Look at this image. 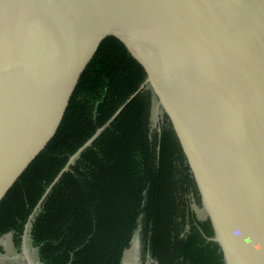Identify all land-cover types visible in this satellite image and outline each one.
I'll list each match as a JSON object with an SVG mask.
<instances>
[{
	"label": "water",
	"instance_id": "95a60500",
	"mask_svg": "<svg viewBox=\"0 0 264 264\" xmlns=\"http://www.w3.org/2000/svg\"><path fill=\"white\" fill-rule=\"evenodd\" d=\"M119 39L167 116L223 264H264V0H0V201L57 130L79 78ZM69 159L30 222L80 153Z\"/></svg>",
	"mask_w": 264,
	"mask_h": 264
},
{
	"label": "trees",
	"instance_id": "16d2710c",
	"mask_svg": "<svg viewBox=\"0 0 264 264\" xmlns=\"http://www.w3.org/2000/svg\"><path fill=\"white\" fill-rule=\"evenodd\" d=\"M145 78L119 39L100 43L52 138L0 201V236L11 233L20 250L47 188ZM153 107L144 87L51 188L28 233L41 264H121L138 226L157 264L222 263L219 246L205 242L194 226L178 238L193 215L181 192L191 193L198 207L201 200L167 116L153 125ZM198 224L212 236L208 219Z\"/></svg>",
	"mask_w": 264,
	"mask_h": 264
},
{
	"label": "flooded vegetation",
	"instance_id": "af4514ba",
	"mask_svg": "<svg viewBox=\"0 0 264 264\" xmlns=\"http://www.w3.org/2000/svg\"><path fill=\"white\" fill-rule=\"evenodd\" d=\"M181 193H182V198L186 199L187 203L189 202V211L192 212L194 216L193 215L191 216V225L186 223L185 225L180 226V230L178 232V238L179 239L183 238L190 229V227L194 226L195 230L205 240V242H213L210 240L213 237V232H212V236L211 235L207 236L206 233L201 228L200 224H198L207 220V218L204 217L202 214L201 211L202 207H198L195 204L194 199H192L191 193L190 194H185L183 192ZM178 196H180V193L178 194ZM141 237L142 236L140 234V227L138 226V228L133 232L128 248H126L123 253L121 264H124L126 252L132 248H136V260H137L136 264H157V261H155V259L152 256L149 241L148 240L144 241L145 242L144 244ZM221 264H223V259Z\"/></svg>",
	"mask_w": 264,
	"mask_h": 264
},
{
	"label": "crops",
	"instance_id": "0c3cea01",
	"mask_svg": "<svg viewBox=\"0 0 264 264\" xmlns=\"http://www.w3.org/2000/svg\"><path fill=\"white\" fill-rule=\"evenodd\" d=\"M28 243L31 244L29 237L27 238V241H26V244ZM20 255H23L22 249L20 248V250H17L15 248L14 243H13V236L11 233L0 236V264H19ZM36 259H37L36 262L35 261H32V262L34 264H41L37 257ZM24 260H25V257H24ZM25 264H26V261H25Z\"/></svg>",
	"mask_w": 264,
	"mask_h": 264
},
{
	"label": "rangeland",
	"instance_id": "374dc122",
	"mask_svg": "<svg viewBox=\"0 0 264 264\" xmlns=\"http://www.w3.org/2000/svg\"><path fill=\"white\" fill-rule=\"evenodd\" d=\"M160 118V111L155 109V106L153 107V111H152V123L153 125H156L157 122L159 121ZM27 249H28V256L31 259V261H37L36 257V252L35 249L31 246V244H27ZM19 264H25V260L23 255H20L19 257ZM137 260H136V248H132L130 250H128L126 252V257L124 260V264H136Z\"/></svg>",
	"mask_w": 264,
	"mask_h": 264
}]
</instances>
